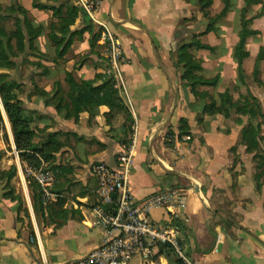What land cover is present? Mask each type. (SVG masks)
I'll list each match as a JSON object with an SVG mask.
<instances>
[{
    "label": "crops",
    "instance_id": "obj_1",
    "mask_svg": "<svg viewBox=\"0 0 264 264\" xmlns=\"http://www.w3.org/2000/svg\"><path fill=\"white\" fill-rule=\"evenodd\" d=\"M205 1L102 2L96 17L123 50L126 94L117 91L130 114L126 120L122 112L108 117L105 105L76 117L68 114V74L93 86L109 77L105 51L98 43L101 26L84 19L80 11L69 26L78 33L63 34L59 24L50 29L52 7L64 18L76 0H17L40 34L33 42L36 53L20 54L18 72L10 73L9 80L20 84L18 100L33 131V149L25 152L52 171L55 182L54 197L44 203L41 195L42 203L37 204L30 186L34 181L28 176L34 166L20 158L4 112L5 159L20 182L0 180V264H76L94 250L104 231L94 225L93 209L100 202L93 167L99 162L116 167L117 154L133 143L131 192L139 201L162 190L183 192L184 206L172 224L190 257L204 264H264V169L256 167L254 155L240 142L247 117L237 116L229 105L227 117L203 113L205 106H212L210 96L218 107L219 95L225 93L233 101L251 93L264 112V0L245 12V19H251L249 31L256 34L244 45L242 74L235 56L246 0ZM205 12L210 17L224 15L198 37L213 50L193 48L191 54L201 67L195 75L218 83L198 86L195 95L181 80L176 58L181 46L206 30ZM181 120L189 126V135L178 140ZM40 149L49 151L48 160ZM150 218L155 223L169 220L161 207L152 208ZM152 260L181 264L162 246Z\"/></svg>",
    "mask_w": 264,
    "mask_h": 264
},
{
    "label": "built area",
    "instance_id": "obj_2",
    "mask_svg": "<svg viewBox=\"0 0 264 264\" xmlns=\"http://www.w3.org/2000/svg\"><path fill=\"white\" fill-rule=\"evenodd\" d=\"M104 0H76V4L88 18L101 26L99 45L105 51L107 74L114 80V87L126 94L123 79V50L109 27L98 21L96 15ZM185 141L190 137L184 136ZM134 143L116 156V167L99 162L93 167L98 187L99 204L94 207V225L104 234L86 257L76 264H155L152 260L155 249L166 246L181 264H204L185 251L179 232L172 222L180 217L184 206L181 190H162L139 201L130 189V177L134 167ZM28 176L40 187L42 201L47 203L54 197L52 188L55 175L44 166L32 167ZM165 208L167 223H155L150 218L152 208Z\"/></svg>",
    "mask_w": 264,
    "mask_h": 264
},
{
    "label": "trees",
    "instance_id": "obj_3",
    "mask_svg": "<svg viewBox=\"0 0 264 264\" xmlns=\"http://www.w3.org/2000/svg\"><path fill=\"white\" fill-rule=\"evenodd\" d=\"M258 2V0H246L245 8L242 9L241 12V29L239 31V42L236 46V58L238 60L239 71L242 74L241 63L243 58L247 56L246 53L243 52L244 45L249 36L256 34L253 31H249V24L251 19H245V12L247 9L254 3ZM205 3L210 4V1H205ZM34 6L41 9H47L48 7L37 5L34 3ZM53 18H57V22H52L50 24V29H55L56 25H60V31L63 34H77L78 31L71 32L69 31V26L72 25L76 18L80 16V11L77 9H71L68 11V18H61L59 15V9H54ZM224 15H218L215 17H210L208 20V26L206 30L198 35H194L191 42L189 44H185L179 48L177 51V60L176 65L182 69L181 80L185 82L187 87H190L192 93L198 95V92L195 90L198 86H210L216 87L218 80H205L201 79L195 73L201 70L199 63L194 59V56L191 54V50L193 48L196 49H206L212 51L213 48L203 45L200 43L198 37L209 32ZM82 17L87 19L88 16L82 11ZM12 19L14 21L15 29L11 32H7L4 28L0 27V69L1 68H16L17 64L14 61L17 58V54L14 52H18L22 55L26 54H35V48L33 46L34 40L40 34L39 27H33L31 21L28 17V13L19 5L17 2L10 5L5 11L2 10V6L0 4V21L4 19ZM86 29H90L89 26ZM84 29L79 31L82 32ZM61 42V41H60ZM260 60V59H259ZM258 74V61L255 65L254 75ZM8 76L0 77V97L4 107V111L7 115L8 121L11 125L12 134L14 137L15 147L19 153V156L22 160L28 162L29 165L34 167H39V162L35 156L27 155L26 150L33 149V144L31 142L33 131L30 128V122L27 120L25 115L23 114V106L22 102L18 100L16 90L18 86L9 80ZM67 82L70 85V103H71V111L68 112L69 115H78L79 113L87 110H91L95 106L105 105L110 109V113L108 117L113 116L115 113L122 112L125 115L126 120H130V114L127 111V108L122 101V99L118 95L117 89L114 87V80L111 76L107 77L105 81L99 86H93L88 82H76L71 74L67 75ZM212 106H205L203 113L207 114H223L226 117L227 114L222 112V109L225 107L226 102L229 103L231 98L229 93H225L219 95L220 106L216 107V101L210 96ZM245 99V98H244ZM260 111L252 108V105H244L241 113L243 115H248L251 119L249 125L245 127L242 132V142L247 145V152L253 153L255 151V147L257 146V134L261 129L262 123L257 124V126L253 125L252 120L258 116ZM262 118V114H260ZM0 121H2L1 113H0ZM181 125L179 126L178 132V140L183 135H189V126L187 125L185 120H181ZM172 135V134H171ZM125 146L127 142L124 143ZM39 152L48 160L50 158L49 151H45L44 149H40ZM48 152V153H47ZM257 154L258 157H257ZM262 159V162L257 164V168H262L264 166V155L262 153H254V159ZM13 171L15 172V168L13 167ZM30 186L32 191L35 194V201L37 204L41 205V190L37 184L34 182H30ZM166 248V246H162ZM178 260V259H177ZM179 261V260H178ZM180 262V261H179Z\"/></svg>",
    "mask_w": 264,
    "mask_h": 264
},
{
    "label": "rangeland",
    "instance_id": "obj_4",
    "mask_svg": "<svg viewBox=\"0 0 264 264\" xmlns=\"http://www.w3.org/2000/svg\"><path fill=\"white\" fill-rule=\"evenodd\" d=\"M17 2V0H0V4L2 6V10L5 11L10 5H12L13 3ZM61 9V8H60ZM71 9H77L79 11H82V9L76 4V6L74 7H70L68 8V11L71 10ZM60 14V13H59ZM29 17V15H28ZM60 17L62 18V16L60 15ZM68 14L66 17L64 18H68ZM205 20H209L210 18V15L209 13L207 14L205 12ZM70 18V17H69ZM30 19V18H29ZM53 20L57 21L58 19L57 18H53L51 21H49V25L50 23L53 22ZM0 27L4 28L7 32H11L15 29V25H14V21L10 18L8 19H4L2 21H0ZM15 54H17V58L14 60L17 64V59L19 58L20 56V53L18 52H14ZM262 56L259 55V59H261ZM17 67L16 68H1L0 69V77H3V76H8L10 78V73H14V71H17L18 72V64L16 65ZM258 67H259V63H258ZM259 69V68H258ZM256 78V77H255ZM257 81V80H256ZM17 86H18V89L16 90L18 92V90L20 89V84L18 83H15ZM16 92L17 94V97H18V93ZM231 100L229 103L226 102V105L225 107L222 109V112H225L226 117L229 115V112L226 108L227 105H229L231 107V109H234L235 110V114L237 116H246L247 117V120L245 122V125L242 126L241 128V131H240V142H242V136H241V132L242 130L247 127L249 125V123L251 122L250 118L248 115H243L241 113V111L243 110V106L244 105H252V108L255 107V109H257L259 112L258 116L256 118H254L252 120L253 122V125L254 126H257V124L259 123H262V125L264 124V112L262 111L263 109L261 108V105H260V102H259V99L257 98V96L251 94V93H247L245 95L241 94L239 95V97L233 101L232 100V97L230 96ZM245 98V99H244ZM4 107H3V104H2V101H1V97H0V113H1V117H2V121H0V141H2L4 143V145L2 144V146H0V180H6V181H9L11 180V182L13 183H18L20 182L19 180V177L16 176V172L13 171V166H10L9 163L6 162V151L8 150V146H7V139H6V132H5V122L7 121L6 118H5V113H4ZM260 114H262V118L260 117ZM223 116V114H220ZM257 146L255 147V151H252L254 155V153H262L264 155V130L261 128L259 130V133L257 134ZM243 144V143H242ZM246 146V149H247V145L245 144ZM233 150H235V148H233ZM247 151V150H246ZM259 154H257V157H258ZM253 159H254V156H253ZM255 162V165L257 167V164L258 162L261 163L262 162V159H255L254 160ZM264 169V166L262 167ZM25 173V172H24ZM16 176V177H15Z\"/></svg>",
    "mask_w": 264,
    "mask_h": 264
},
{
    "label": "water",
    "instance_id": "obj_5",
    "mask_svg": "<svg viewBox=\"0 0 264 264\" xmlns=\"http://www.w3.org/2000/svg\"><path fill=\"white\" fill-rule=\"evenodd\" d=\"M136 261H137V258H135V259L131 262V264H134Z\"/></svg>",
    "mask_w": 264,
    "mask_h": 264
}]
</instances>
